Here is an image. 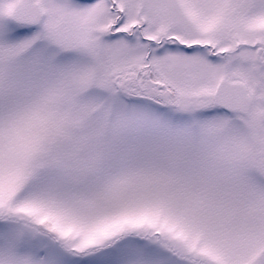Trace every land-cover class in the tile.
I'll list each match as a JSON object with an SVG mask.
<instances>
[{"label": "snow or ice", "instance_id": "snow-or-ice-1", "mask_svg": "<svg viewBox=\"0 0 264 264\" xmlns=\"http://www.w3.org/2000/svg\"><path fill=\"white\" fill-rule=\"evenodd\" d=\"M0 264H264V0H0Z\"/></svg>", "mask_w": 264, "mask_h": 264}]
</instances>
